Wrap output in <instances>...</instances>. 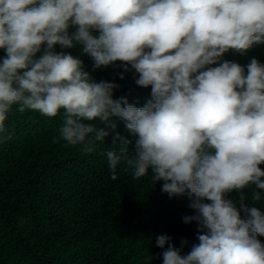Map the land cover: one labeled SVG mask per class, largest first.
Wrapping results in <instances>:
<instances>
[{
    "label": "clouds",
    "instance_id": "9594fccd",
    "mask_svg": "<svg viewBox=\"0 0 264 264\" xmlns=\"http://www.w3.org/2000/svg\"><path fill=\"white\" fill-rule=\"evenodd\" d=\"M262 44L264 0H0V133L13 105L48 118L63 110L66 147L87 155L111 136V179L123 164L190 199L195 215L183 219L197 223L198 243L182 255L158 236L163 264H264V213L243 194L259 202L264 191V64L223 59ZM77 46L94 70L130 66L151 99H114L119 85L65 51Z\"/></svg>",
    "mask_w": 264,
    "mask_h": 264
},
{
    "label": "trees",
    "instance_id": "16d2710c",
    "mask_svg": "<svg viewBox=\"0 0 264 264\" xmlns=\"http://www.w3.org/2000/svg\"><path fill=\"white\" fill-rule=\"evenodd\" d=\"M56 51L62 50L57 46ZM65 51L81 59L95 81L119 85L114 99L124 96L136 107L151 99V87H139L130 66L127 72L120 62L94 70L80 46ZM4 56L0 50V59ZM253 58L264 64V44L223 57L243 67ZM18 107L12 106L6 132L0 133V264H163L167 245L157 247L158 236L170 237L182 255L198 243L197 223L183 219L195 215L187 195L170 198L161 191L162 181L152 182L151 173L137 180L123 164L111 179V136L85 155L59 137L63 110L48 118L27 109L21 113ZM117 131L129 135L123 122ZM134 154L130 146L129 155ZM252 190H244L246 203H256L264 213V191L259 202H252ZM229 196L239 198L236 192ZM259 239L264 244V237Z\"/></svg>",
    "mask_w": 264,
    "mask_h": 264
}]
</instances>
